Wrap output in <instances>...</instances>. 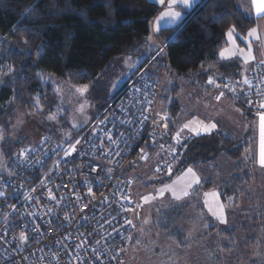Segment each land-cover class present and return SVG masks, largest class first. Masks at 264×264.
<instances>
[{"label": "trees", "instance_id": "obj_1", "mask_svg": "<svg viewBox=\"0 0 264 264\" xmlns=\"http://www.w3.org/2000/svg\"><path fill=\"white\" fill-rule=\"evenodd\" d=\"M158 12L159 5L151 0H0V68L9 63L7 65L14 68L16 78V83L10 80L0 89V110L6 109L18 96L25 100L48 94L53 87L45 77L50 73L74 84H94L114 58L131 49L146 47ZM255 24L256 20L241 9L239 0H202L182 24L162 28L157 34L160 41H165L168 51V56L165 54L170 64L167 79L169 71H174L187 81L207 86L219 94L223 92L224 97L248 113L253 109L261 112L258 107L261 103H249L240 96L253 90L251 69L262 61L253 63L247 71L239 60H225L220 55L230 28L235 26L241 38ZM16 40L26 42L28 54L26 51L12 52L10 45ZM148 60L150 57L146 58ZM214 76L226 79L228 84L224 90L206 84ZM245 80L249 83H244ZM230 88L235 91H230ZM179 92V84H168L166 80L162 108L169 115L173 138L177 133ZM181 138L185 140L186 147L171 170H179L188 163L208 166L224 153L235 165L233 174L221 182V198L227 202L233 197L236 205L240 198L248 204L255 202L250 198L249 190L259 173L254 155L249 151L251 139L238 142L237 136L223 131L200 136L183 135ZM132 169H129L128 176ZM203 185L208 189L213 183L209 180ZM261 190L264 192V183ZM132 198L136 204L133 194ZM179 207L172 206L177 218L165 212L167 224L164 227L172 226L171 222L175 223L174 219L180 218ZM260 211L254 220H261L260 225L264 229L262 207ZM132 220L129 245L138 239L136 209ZM216 227L223 237L234 241L235 230L246 231L248 226H216L211 222L209 230L215 231ZM258 231H253L252 235L264 247V233ZM168 236L175 238L174 233Z\"/></svg>", "mask_w": 264, "mask_h": 264}, {"label": "rangeland", "instance_id": "obj_2", "mask_svg": "<svg viewBox=\"0 0 264 264\" xmlns=\"http://www.w3.org/2000/svg\"><path fill=\"white\" fill-rule=\"evenodd\" d=\"M154 2L159 5V12L153 20V34L147 40L146 47L131 49L114 58L94 84H74L50 73L45 77L46 81L51 83V88L53 87L48 94L25 100L18 96V99L10 102L6 109L0 110V171H5L16 164L21 156L43 141H51L58 145H65L68 141L72 143L78 130L86 128L103 112V104L108 99L111 100L136 71L144 67L143 70L148 74L160 73L165 62V41H160L156 33L158 34L160 29L164 28L162 24L169 20L167 17L160 19L168 0L163 5L159 0ZM174 10L178 11L175 7ZM157 22L159 31L155 30ZM174 26L177 25H170ZM237 35L235 29L232 38H229L232 43ZM252 40L256 38L249 37L244 40L249 47L248 50L240 46L235 48L232 44L226 51L234 52L233 55L240 52L239 54L249 61L255 58L253 50L257 41L253 43ZM10 47H13L12 52L26 51L28 54L25 41L16 40ZM245 55L249 56L248 59ZM147 57H150V60L146 61ZM7 64L0 68V89L10 80L16 83L14 68ZM167 83H177L180 86L177 96L180 110L175 123L176 132L189 122H192V128L199 127L200 122L205 125L215 123L217 127L210 133L201 132L199 135L184 129L181 136H200L217 131L219 121L207 103L208 101L212 104V99L208 98L201 87L171 70ZM85 88L86 91H80ZM53 116L55 119L49 118ZM233 128L241 130L240 126ZM241 139L243 138L237 136L238 142H241ZM164 158V150L154 149L139 164L140 166L133 167L129 174L131 193L137 202L135 209L139 232L136 242L128 246L125 264H264V253L260 252L264 247L258 242V238L255 239L252 235L254 232L259 233L258 230L264 233L260 225L261 220H254V217L262 212L260 208L264 205L262 199L264 192L261 190L264 182L260 175H257L249 190L250 198L255 199V202L248 204L240 198L239 204L236 205L233 197L226 202L220 196L221 182L234 172V163L224 153L214 164L207 166L203 163L197 165L188 163L179 170L173 168L170 173L162 166ZM188 168L193 169L195 175L200 178L199 184H193L191 188L187 187L192 181L191 174L187 173ZM209 180L213 185L209 190L204 189L203 183ZM161 190H164L163 195H160ZM185 190L189 193L187 196L182 195ZM173 191L181 198L176 199ZM144 197H148V202H145ZM218 203L224 206L227 223H221L213 215ZM174 205L180 206L178 209L181 211V215L178 216L180 218L174 219L176 222H171L172 226L164 227L167 224L165 212L177 218L176 211L174 212L172 208ZM212 219L216 226L248 227L246 231L237 228L238 230L234 232L236 239L231 241L220 234L219 227H216L215 231L209 230ZM172 233L175 238L168 236Z\"/></svg>", "mask_w": 264, "mask_h": 264}, {"label": "built area", "instance_id": "obj_3", "mask_svg": "<svg viewBox=\"0 0 264 264\" xmlns=\"http://www.w3.org/2000/svg\"><path fill=\"white\" fill-rule=\"evenodd\" d=\"M164 61L158 75L136 71L72 143L43 141L0 171V264L123 263L135 210L129 169L157 148L165 151L163 168L172 167L186 145L176 143L162 108ZM213 81L206 84L217 90L228 84L222 76ZM251 83L240 97L264 104L263 62L253 65Z\"/></svg>", "mask_w": 264, "mask_h": 264}, {"label": "crops", "instance_id": "obj_4", "mask_svg": "<svg viewBox=\"0 0 264 264\" xmlns=\"http://www.w3.org/2000/svg\"><path fill=\"white\" fill-rule=\"evenodd\" d=\"M151 1L154 2V0H151ZM201 1L202 0H199V3ZM239 4H240L241 9L247 16L252 17L256 20V24L250 29V30L256 29L260 37L259 40L257 39L254 41L252 40L253 43L257 41V43H254L256 46L255 48L256 51L253 50L255 58H251L249 61H247L245 60V58H243L239 54L240 52L238 54L233 55L232 53L234 52L229 51L228 53L226 51L227 48H229V46H231L232 44L235 46V48L240 46L241 48L245 47L248 50L249 47L246 41L244 40L250 37L248 35L250 30L241 38L239 35H237L236 40L234 39L233 43L231 42V40L229 39L227 35V40H226L227 42L223 46V49L221 50V52H225V56L222 57L223 59L239 60L242 68L248 71L249 67L253 63L258 62V61L264 62V16H257L251 0H239ZM167 6H165L166 7L165 11L167 9ZM175 8L176 10H178V12H181L182 14L184 13L183 11H185L182 6H175ZM162 25H164L163 27L166 28V27H170V25L172 24H170L168 20L165 22V24H162ZM165 47H166V44H165ZM245 57L248 59L249 56L245 55ZM148 63L149 65H151L150 62ZM196 84L198 87H201V89L203 90V92H205L208 98L212 99V104L209 103L208 101L207 103L211 107V109L213 110V113L215 114V116L217 117V120L219 121V128L217 129V131H223V132L230 133V134H232L231 132H233L234 133L233 135L242 137L243 140L244 139L247 140V138L252 140V144H250L249 151L254 155L255 166L258 170L260 178L263 179V182H264V178H263L264 166H261L260 164L261 155H262V152H264V122H262L261 120V115L264 114V107H261V104H259L258 107L260 108L261 112H258L259 109H256V111L253 109L252 113H248L242 108L234 105L232 102H230L229 99H227L224 96L220 97V99L217 100L216 97L219 95L218 92H215L214 90L209 89L207 86H203L202 84H198V83ZM205 100L206 98L203 99V101ZM233 126H240L241 130L240 131L233 130L234 129ZM209 189L210 187L207 190ZM261 207L264 212V205ZM260 252L264 253V248Z\"/></svg>", "mask_w": 264, "mask_h": 264}, {"label": "snow or ice", "instance_id": "obj_5", "mask_svg": "<svg viewBox=\"0 0 264 264\" xmlns=\"http://www.w3.org/2000/svg\"><path fill=\"white\" fill-rule=\"evenodd\" d=\"M252 5L255 9V12L257 14V16H264V0H251ZM159 3L161 5H163L165 3V0H159ZM199 3V0H168V10L164 11L160 17V19H164L165 17L169 18V22L172 24H175L177 26H179L180 24L183 23L184 19L187 18L188 15L191 14V12L197 7ZM175 6H182L185 9V12L182 14L181 12L175 11L174 7ZM156 31H159V23L157 22V25L155 27ZM235 32V26H233L232 28L229 29L227 35L229 36V38H232L233 33ZM248 35L250 37H255L257 40L260 39L259 34L257 32L256 29H252L250 30V32L248 33ZM221 57L225 56V52H221ZM247 59V58H246ZM209 83H215V81L213 80H209ZM244 83H249L247 80L244 81ZM230 91H235V89L230 88ZM80 91H86L85 89H81ZM223 96V92H221L216 99L219 100L220 97ZM261 107H264V104H261ZM50 119H55V117H49ZM167 119V118H165ZM261 120L262 122H264V114L261 115ZM191 123H186L182 126V128L176 133V136L174 137V139L176 140L177 144H182V138H181V132L184 131V129H189L190 132H194L196 135H199L201 132L203 133H210L213 129H215L217 127V125L215 123H210V124H203V122H200V126L196 127V128H192L191 127ZM167 125L165 124V127ZM155 142V141H154ZM76 143L78 144L79 141H76ZM184 147H186V145H182ZM163 147V146H161ZM28 151V150H26ZM75 151V145L70 146V148L67 150L66 154H70L71 152ZM171 152L174 153L175 152V148L171 149ZM141 159H146V157H141ZM260 164L261 166H264V152H262L261 155V159H260ZM93 171H95V169H93ZM157 171H159V169H157ZM168 171L169 173L171 172V166H168ZM187 173L191 174L192 176V181L187 185L188 188H191L193 184H199L200 182V178L198 176L195 175L193 169L188 168L187 169ZM163 191L161 190L160 195H163ZM89 192L91 193V187H89ZM173 196H175L176 199H180L181 197L176 195L175 191H173ZM189 193L187 190H185L182 195L183 196H187ZM216 195V194H214ZM0 197H5V194L2 190H0ZM56 197L52 196V199H55ZM77 199H80L79 197H76ZM145 202H148V197H144ZM211 211V209H210ZM213 215H215L217 217V219L221 222V223H227L226 217L224 215V206L219 204L217 205V210L213 212ZM130 223V221H129ZM19 239L21 241L27 242V236L24 232H21L19 235Z\"/></svg>", "mask_w": 264, "mask_h": 264}]
</instances>
